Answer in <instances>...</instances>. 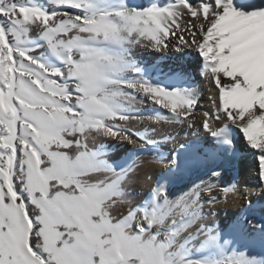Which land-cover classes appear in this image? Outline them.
<instances>
[{"label":"snow or ice","instance_id":"1","mask_svg":"<svg viewBox=\"0 0 264 264\" xmlns=\"http://www.w3.org/2000/svg\"><path fill=\"white\" fill-rule=\"evenodd\" d=\"M169 48L200 58L209 108L185 68L138 59ZM241 151L264 193V0H0V264H264L238 247L264 222L205 212L253 206L222 180ZM152 153L166 171L140 197ZM182 160L209 178L174 194Z\"/></svg>","mask_w":264,"mask_h":264},{"label":"bare ground","instance_id":"2","mask_svg":"<svg viewBox=\"0 0 264 264\" xmlns=\"http://www.w3.org/2000/svg\"><path fill=\"white\" fill-rule=\"evenodd\" d=\"M165 2V0H161ZM257 3L260 0H256ZM133 3L141 4L147 3V0H133ZM138 59L144 66L151 68L163 69L167 72L170 69L182 66L187 70L190 77L189 83L194 86L205 88V96L200 104V109L204 110L210 107L208 103V97L206 92V86L202 78L198 75L200 58L192 49H185L184 52H177L174 48H169L164 52H155L150 49H140L138 51ZM150 107V106H149ZM146 110V109H145ZM190 140H195V136H188ZM110 143H115L114 141ZM242 147L243 141L240 140ZM130 146L122 145L114 148L112 156L120 157L122 160L128 158L126 149ZM171 145H164L161 151L167 153ZM154 153L149 155H143L141 158L145 160V166L139 170L134 188L140 197L146 196L154 185L159 174L165 172L166 169L152 163H148L153 159ZM183 171V173H182ZM208 169L204 166L190 163L188 168L183 166V160L181 168L170 178V191L174 194L186 190L194 182H198L201 178L208 179ZM222 180L230 181L232 179L239 180L240 186L245 190L251 192V199L253 206L248 208L245 206L243 199H237L235 201H229L227 203L222 200H218L215 204L206 205L205 212H210L209 216L210 224H215L220 227L224 232H230L232 226L236 221L242 219L246 214L247 217L252 219L253 223L257 221L264 222V199H260L264 196L258 185V176L256 170V162L254 158L247 151L239 152L231 160H227L222 163ZM238 247L247 251L250 255L257 259L264 257V246L259 242H251L248 239H240Z\"/></svg>","mask_w":264,"mask_h":264}]
</instances>
